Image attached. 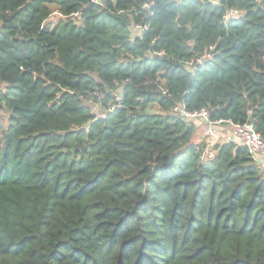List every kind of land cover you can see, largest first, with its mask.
<instances>
[{"label": "trees", "instance_id": "obj_1", "mask_svg": "<svg viewBox=\"0 0 264 264\" xmlns=\"http://www.w3.org/2000/svg\"><path fill=\"white\" fill-rule=\"evenodd\" d=\"M176 106L264 139V0H0V264H264V170Z\"/></svg>", "mask_w": 264, "mask_h": 264}, {"label": "built area", "instance_id": "obj_2", "mask_svg": "<svg viewBox=\"0 0 264 264\" xmlns=\"http://www.w3.org/2000/svg\"><path fill=\"white\" fill-rule=\"evenodd\" d=\"M98 3L99 0H92ZM143 8L151 10L152 2L148 1L143 4ZM153 14V12L151 11ZM243 11L238 8L230 9L224 16L223 22L226 24L231 17H238L242 15ZM57 14V12H55ZM74 17H79L78 13ZM135 31H143L148 29V25L143 23H135L133 25ZM212 50L213 47H210ZM211 53H205L197 59V61H191L189 66L196 67L202 65L204 60L211 59ZM175 113H181L185 118L199 121L204 125V130L198 140V144H206V155L210 158L215 156V150L209 149L212 145L215 146L219 142L233 143L234 145H240L247 148L251 158H253L261 169L264 170V139L262 135L255 129L252 122H246L243 124H235L229 120L210 119L209 111L203 108L199 111H187L181 106H176L173 109Z\"/></svg>", "mask_w": 264, "mask_h": 264}, {"label": "rangeland", "instance_id": "obj_3", "mask_svg": "<svg viewBox=\"0 0 264 264\" xmlns=\"http://www.w3.org/2000/svg\"><path fill=\"white\" fill-rule=\"evenodd\" d=\"M211 1H214L216 2L217 0H211ZM56 10L53 12V15L50 17L49 19V22L47 23V25H51V26H55L59 20H60V16L55 14ZM74 19H78V18H74ZM87 105H89L93 111V113L97 116H102L105 112V110H103L100 105L98 104H95V103H92V102H86ZM0 117H1V120L3 121V125L4 127H8V114H6V112L4 111H0ZM195 122V121H194ZM196 123V122H195ZM195 125H197L196 127V137L195 139L199 138L200 135H201V131H202V125L201 123L198 121Z\"/></svg>", "mask_w": 264, "mask_h": 264}, {"label": "crops", "instance_id": "obj_4", "mask_svg": "<svg viewBox=\"0 0 264 264\" xmlns=\"http://www.w3.org/2000/svg\"><path fill=\"white\" fill-rule=\"evenodd\" d=\"M198 139V138H197ZM200 139V138H199ZM214 148V146L212 145L211 147H209V149H213Z\"/></svg>", "mask_w": 264, "mask_h": 264}]
</instances>
